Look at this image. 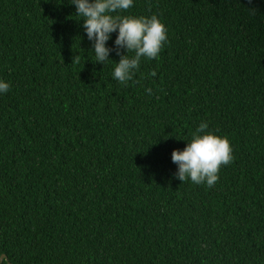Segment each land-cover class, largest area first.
<instances>
[{"label": "trees", "instance_id": "trees-1", "mask_svg": "<svg viewBox=\"0 0 264 264\" xmlns=\"http://www.w3.org/2000/svg\"><path fill=\"white\" fill-rule=\"evenodd\" d=\"M119 15L168 29L127 83L118 30L96 63L72 0H0L2 264H264V0ZM202 122L233 148L211 188L171 159Z\"/></svg>", "mask_w": 264, "mask_h": 264}, {"label": "clouds", "instance_id": "clouds-1", "mask_svg": "<svg viewBox=\"0 0 264 264\" xmlns=\"http://www.w3.org/2000/svg\"><path fill=\"white\" fill-rule=\"evenodd\" d=\"M252 2L248 0L249 4ZM72 4L76 7V15L82 17L88 39L94 41L96 63L110 60L113 49L106 47V42L117 30V54L120 55V48H125L127 53L134 52L133 57L120 55L116 62L113 77L121 83L131 81L141 59L157 58L168 42V29L157 16L119 15L133 6V0H72ZM73 62H79L78 55ZM150 75L156 76V72ZM9 89L10 84L0 80V93H7ZM147 91L151 93L150 88ZM208 127L206 122L200 123L187 146L182 151L173 150L171 159L178 165L176 176L179 180L190 179L194 184H206L211 188L219 180L221 167L231 164L234 156L228 137L207 132Z\"/></svg>", "mask_w": 264, "mask_h": 264}, {"label": "water", "instance_id": "water-1", "mask_svg": "<svg viewBox=\"0 0 264 264\" xmlns=\"http://www.w3.org/2000/svg\"><path fill=\"white\" fill-rule=\"evenodd\" d=\"M4 260H6L5 257H4V256L1 257V258H0V264H2Z\"/></svg>", "mask_w": 264, "mask_h": 264}]
</instances>
